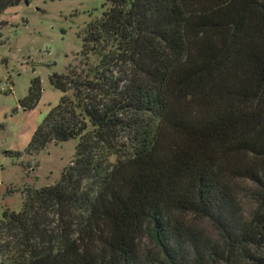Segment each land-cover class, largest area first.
Returning <instances> with one entry per match:
<instances>
[{"label":"trees","instance_id":"1","mask_svg":"<svg viewBox=\"0 0 264 264\" xmlns=\"http://www.w3.org/2000/svg\"><path fill=\"white\" fill-rule=\"evenodd\" d=\"M105 1L98 64L51 77L63 97L28 147L74 140V160L3 213L0 264H143L146 230L155 264H264V0ZM23 2L0 0V28ZM41 97L37 78L21 106Z\"/></svg>","mask_w":264,"mask_h":264},{"label":"rangeland","instance_id":"2","mask_svg":"<svg viewBox=\"0 0 264 264\" xmlns=\"http://www.w3.org/2000/svg\"><path fill=\"white\" fill-rule=\"evenodd\" d=\"M105 2L27 0L8 9L1 18L0 219L6 211L21 212L27 191L55 185L74 160V140L50 144L40 152H28V147L36 129L63 97L52 86L51 77L82 73L87 65L98 64L89 48L83 50V40L89 25L103 17ZM37 78L41 81L42 97L37 107L28 111L21 101L28 97ZM8 151L20 152L21 157H10ZM254 190L249 181L242 180L240 201L247 214L256 204ZM202 227L211 235L207 223ZM0 246L5 253L16 256V244L8 235L0 237ZM158 254L148 231H144L138 243L143 264L161 261Z\"/></svg>","mask_w":264,"mask_h":264}]
</instances>
